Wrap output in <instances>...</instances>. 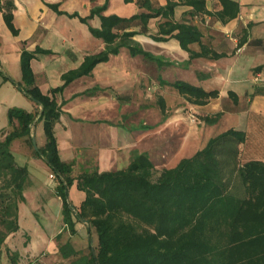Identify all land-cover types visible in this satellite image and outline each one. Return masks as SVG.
Returning a JSON list of instances; mask_svg holds the SVG:
<instances>
[{
    "label": "trees",
    "instance_id": "1",
    "mask_svg": "<svg viewBox=\"0 0 264 264\" xmlns=\"http://www.w3.org/2000/svg\"><path fill=\"white\" fill-rule=\"evenodd\" d=\"M128 1H134L142 10L122 16L102 14L106 4L91 9L87 16L98 15L101 24L90 26V30L102 38L103 48L98 53H87L77 67L64 71L61 74L64 82L60 86L43 92L30 65V59L39 49L21 48V81L18 84L39 108L28 111L8 107L9 124L0 130V250L8 236L21 229L18 205L25 200L23 191L30 183L29 170L26 165L16 163L10 145L22 138L55 173L53 193L61 199L66 236L63 238L59 231L54 241L64 264H264V161L240 162L239 144L246 139L244 130L226 129L209 138L204 148L193 155L181 157L174 166L160 170L148 152L137 149H133L125 167L102 171L93 167L82 170L77 176L72 174L74 163L60 157L55 124L63 111L64 100L59 103L57 94L67 84L88 75L97 63L120 52L122 47L131 55L164 62L161 55L142 47L134 39L136 34H148L157 42L176 39L182 49L189 51L188 61L201 55L211 59L224 56L225 53L202 42L203 32L195 23L186 17L174 18L175 8L188 4L191 7L184 15L193 17L206 13L222 22L236 17L239 12V3L234 0H219L222 7L214 12L206 8V0H166L164 4L153 0H124ZM46 4L56 12H63L57 8L58 2ZM13 8L12 0H0L4 22L15 35L18 27L13 22ZM79 18L86 20V17ZM152 18L157 20L154 31L149 27ZM192 42L200 45L198 51L189 46ZM160 81L175 87L197 104L205 103L218 93L217 89L206 90L182 79ZM89 92V89L84 91L85 94ZM259 92L264 93V88L250 96ZM158 104L164 113L162 96ZM219 114L205 119L214 123ZM39 119L43 122L45 142L37 144L38 149H35L31 135ZM74 181L84 192L77 207L71 204L67 192ZM86 220L89 242L79 247L75 238H79V223ZM93 231L97 240L90 244ZM5 251L9 264H18L20 252L8 246Z\"/></svg>",
    "mask_w": 264,
    "mask_h": 264
},
{
    "label": "crops",
    "instance_id": "2",
    "mask_svg": "<svg viewBox=\"0 0 264 264\" xmlns=\"http://www.w3.org/2000/svg\"><path fill=\"white\" fill-rule=\"evenodd\" d=\"M103 1L104 0H13V22L23 31L26 39L34 37L35 41L40 42V44L47 39L45 47L53 51V56H57L58 54L63 55V57L67 56V59L71 60L74 66H77L81 61V57L77 51L82 47H80L77 41L78 39L76 40L75 38H72L67 42V36L63 35V33H65L64 26L67 25V18H64L66 16L56 15L53 10L48 7L46 2H58L59 7L63 10L70 13L76 11L82 15H86L90 13L93 7L102 4ZM118 1V6H120L123 11H117L115 6L112 7L113 5L110 2L108 4L109 8L107 7L106 10L112 13L121 12L119 14L122 16H128L142 10L134 1ZM153 1L158 4H164L166 2V0ZM234 1L239 3V12L236 17L231 18L226 22H222L220 19L206 13H200V15H195L193 17H190L188 14L184 15L185 11L191 7L188 4H180L176 6L174 12V18L182 20L186 17V19L195 23L203 32L201 37L202 42L206 43L217 52L225 53L224 56L211 59L201 55L199 57L191 58L188 61L189 51L182 49L176 39L172 38L168 41H158L160 43L172 42L182 51L186 82H190L201 88L203 87L206 90H218L216 97L209 98L203 104L191 102L186 97L187 102L189 101V103L196 105L198 108V113L201 116L199 121L202 122V131L200 130V132H198L196 127L189 126V139L187 138L190 145V149L188 147L189 151L187 152L184 145L176 148L174 150L175 162L170 164L166 163V157L162 158L160 156L161 158L159 159V162L162 164V167L174 166L181 157L193 155L197 150L204 148L205 143L209 138L216 136L218 133L229 128L241 129L246 132L245 141L239 144L238 158H240L241 163L247 161V159L264 161V93L259 92L250 96V94L254 93L257 89L264 88V0ZM205 2L206 8L211 12L221 9L222 7L219 0H206ZM153 20L155 22H152ZM95 22L98 24L96 20ZM156 22L157 20L154 18L150 20V31L156 29ZM243 29L245 31H243ZM6 31L10 34L8 30ZM135 36L134 38L138 40ZM12 41H14L12 42L14 47L12 51L13 53L8 52L6 48L2 47L0 50V57L5 63L12 61L13 64H16L19 62L22 42H20L21 39L15 42L14 38ZM87 41L89 43L92 41L94 44L87 46V44L85 45V42ZM240 41L241 44H238ZM65 43L68 44L65 45ZM83 44L85 47L82 49L87 52V50H100L103 42L102 40H97L87 34L86 40ZM31 45H33V42ZM189 46L196 51L200 49V45L196 42L190 43ZM130 58L134 57L130 56ZM0 66L3 68L2 64H0ZM120 70L121 69L119 68L111 69L110 76H115L119 79V76L123 72ZM88 76L92 77V73ZM104 77L105 79L107 78L106 75ZM83 78L86 77L82 76L74 79V81L66 85L62 92L57 96L58 102L64 100L61 105L63 111L58 122L55 124L57 150L59 151L60 157L66 161L75 162L74 159L76 155L82 151L84 154L81 160L84 161V157L88 156L90 158L89 161L92 160L93 163L90 165L97 166L100 171L125 167L129 163L133 149H137L141 152H148L150 159L153 161L151 151L142 146L138 138L140 135L133 130L125 131L123 128H120L116 137V143H113V136L111 133L113 128L108 124V121H113V117L109 118L106 114L104 116L101 115V113L107 109L106 107L112 108L113 106L112 103H110L112 99H110V95L105 89V87L113 85L109 82H92L91 86H86L87 84L81 81ZM82 82L84 83V86ZM90 87H94L96 91L85 94L84 90H88ZM48 88L49 87L46 89L41 88V90L46 92ZM114 89H116L115 86ZM99 90H101L102 96L96 95ZM231 92H233V94ZM235 96L237 99L236 101H234ZM115 97L122 102L125 100L123 96L121 98L118 97V95ZM117 105L125 108L127 103L123 102V104ZM37 107L39 108L38 105H35V108ZM79 112L83 114H80L81 116H79ZM217 112L220 113L217 121L214 123H208L205 119L206 116H213L217 114ZM164 113L163 116H165ZM232 117H242V119H244V127H236L238 125L230 123L224 128H218V123L223 119L226 118L230 120ZM8 124L7 120V124L4 127H7ZM90 124L94 125V133L91 131L93 130L92 128L88 130L89 128L87 126ZM4 127L2 129H4ZM106 127L111 129L110 131L108 130V133L106 132ZM137 127L138 131L144 128V126H141V128L140 125ZM104 133L106 135L103 138ZM33 134L35 136L34 126L32 135ZM249 135L251 138V141L249 140L250 144L247 143ZM88 136L90 137L88 138ZM19 140L26 158H34L37 156L38 159L48 167L50 173L51 169L49 164H47L41 156L33 153L22 138H19ZM36 142L38 145L45 142L44 133L39 139L36 137ZM84 144L86 148L85 150H81V147L79 146ZM154 164L158 166L155 162ZM75 166H77V163ZM82 167L83 166L81 165L78 169H74L76 171L73 173V176H77V173ZM162 167L160 169H162ZM29 179L30 183L27 186L34 182L33 179H31L30 172ZM54 185H56V181L50 180L47 186L48 189L44 186L47 190L46 195L42 197V201L37 203L36 206L44 210L54 211V215L57 217L59 214L58 218L62 221L61 199L57 194L53 193ZM78 197L79 202L75 204L73 203V206H78L84 197V192L83 195H79ZM69 200L72 203L70 198ZM22 202L23 201L18 205V222H20L21 218ZM83 225H87V221L79 223V236ZM61 226H64L63 221ZM46 236V239L48 238V244L51 243V241L53 243V240L51 239L52 237L49 238L48 235Z\"/></svg>",
    "mask_w": 264,
    "mask_h": 264
},
{
    "label": "rangeland",
    "instance_id": "3",
    "mask_svg": "<svg viewBox=\"0 0 264 264\" xmlns=\"http://www.w3.org/2000/svg\"><path fill=\"white\" fill-rule=\"evenodd\" d=\"M109 2L112 3V7L115 6L117 11H123V9L118 6V0H104L102 4H106L109 8ZM107 7L101 11L102 14L108 15L116 13L120 15L119 13L121 12H108L106 10ZM57 8L63 12H56L53 8L51 9L56 15H65L66 17L64 18H67L66 24L68 26L65 24V33H63L64 36H67V42H69L72 38H75L76 40L78 39L77 41L80 47L83 48L85 47L83 43L86 40L87 34L97 40H102V38L100 39L99 37L93 35L90 30V26H100L101 20L98 15L89 17L87 15L90 13L82 15L79 12L74 15L72 13L76 11L70 13L63 10L59 7V3ZM79 16L86 17V20H80ZM2 19V10H0V50L4 47L8 52H12L14 48L12 44V42H14L12 41L13 38L15 42L21 39L20 42H22V47H25L29 51H34L36 48L39 49L35 52L36 55L30 59V65L34 72L36 83L42 89L55 87L56 85L60 86V84H63L64 79L61 77V74L64 71L73 69L71 67H77L87 53H98L104 45L103 43L100 50L96 51L87 50L86 52L84 49L80 48L77 52L81 57V61L77 66H74L72 64L73 62L67 59V56L63 57V55L59 54L57 56H53V51H48L49 49L47 50L45 47L47 39H44L45 41H43L42 44L35 41L34 37L26 39L23 31L19 29L16 23L15 25L18 27V32L13 35L7 24H5L4 19ZM95 20L98 24H96ZM152 22L155 21L153 20ZM6 30H8L10 34H8ZM135 37L138 39L137 41L142 47L151 51L153 54L161 55L164 62L158 63L145 57L143 58L140 55H131L129 54L127 48L122 47L120 52L110 54L107 60L97 63L91 72L88 73V75L92 73V77L83 75L86 78H83L81 81L85 82V84H87L86 86H91L92 82L112 83L111 85L113 86L105 87V89L110 95V99H112L110 103H112L113 106L112 108L106 107L107 109L105 108L106 110L104 109L105 111L101 113L103 116L106 114L109 118L113 117V121H108V124L111 125L113 129L111 130L109 127H106V132L108 133V130L112 131L113 143H116V137L120 128H123L125 131L133 130L135 133L139 134L140 136L138 138L142 146L151 151L152 159L158 165L157 170H160L162 164H160L159 159L161 157H166V163L170 164L175 162L174 150L176 148L184 145L187 152L189 151L190 145L187 141V138L189 139L188 127L193 126L196 127L198 132H200V130L202 131V122L199 121L201 116L198 113L196 105L189 103V101L187 102L186 97L182 95L178 89L172 87L170 84L160 81L161 79H166L168 81H173L175 79L185 80L184 60H182L183 53L179 47L175 46L172 42L160 43L153 41L150 36L145 34L136 35ZM32 42L33 45H31ZM66 44L68 43H65V45ZM86 44L87 46L93 45L94 42L91 41L89 43L87 41L85 42V45ZM130 56H133L134 58H130ZM3 61L4 60L0 57V64L3 66V68L0 66V129L7 124L8 107H21L28 111L36 109L35 100L25 94L18 84V82L21 81L20 58L19 62L16 64H13L12 61L8 63ZM117 68L121 69L120 71H123L119 76V79L115 76H110L111 69ZM105 75L107 76L106 79L104 77ZM83 82L82 84L84 86ZM114 86L116 89H114ZM89 91L90 93H93L96 89L94 87H90ZM96 95L102 96L101 90H99ZM117 95L123 96L126 100L123 101L124 103H127L125 108L117 105L123 104L120 99H116L115 96ZM160 96L163 97L165 103L166 108L164 115L166 117L163 116L160 105L158 104ZM80 114L83 113L79 112V116H81ZM35 122V136L39 139V137L43 135V122L40 119ZM230 123L238 125L236 127H244V119H242V117H232L230 120L226 118L223 119L220 123H218V128H224ZM137 124L140 125V127L144 126V128L141 127L143 130L141 129L138 131ZM87 127L89 128L88 130L92 128L93 130L91 131L93 133L95 132L94 125L90 124ZM105 135L106 134L104 133L103 138ZM89 137L90 136H88V138ZM249 140L251 141L250 135L247 142L250 144ZM79 147H81V150H85L86 148L85 144L80 145ZM10 149L13 151L16 163L18 165L22 164L28 167L31 179H33L34 182L27 186L23 191L25 200L21 204V229L16 234L10 237L8 236L7 243L0 250V264L10 263L5 251L6 246L12 249H17V251L20 252L21 258L18 264H28L29 260L32 261V264H64L63 260L56 252L54 241V238L59 231H62L60 234L64 235L63 238L66 236V233H64L63 227L61 226L62 221L58 218L59 214L56 217L54 215V211L44 210L36 206L37 203L42 201V197L46 195V188L48 189L47 186L51 180L48 175V167L43 164L37 156L34 158H26L19 139H15L11 143ZM83 154L84 153L80 151L74 159L75 162H73V170L78 169L81 165L83 166L78 173L84 169L91 170V168L97 167L90 165L93 163L92 160L89 161L90 158L88 156V158L84 157L85 160L82 161L81 159L83 158ZM76 163L77 166H75ZM75 171L76 170L72 171V174ZM67 192L68 198L72 200V205L79 202V195H83L82 190L77 188L76 181L68 186ZM92 234L93 240L90 241V244L97 240V234H95L94 231ZM46 235H48L49 238L52 237L51 239L53 240V243L51 241V243L48 244V238L46 239ZM87 236L86 225H83L79 238H75L77 246H87V242H89Z\"/></svg>",
    "mask_w": 264,
    "mask_h": 264
},
{
    "label": "water",
    "instance_id": "4",
    "mask_svg": "<svg viewBox=\"0 0 264 264\" xmlns=\"http://www.w3.org/2000/svg\"><path fill=\"white\" fill-rule=\"evenodd\" d=\"M31 136H32V145H33V148L38 149V145H37V142H36V137L34 136V134L31 135Z\"/></svg>",
    "mask_w": 264,
    "mask_h": 264
},
{
    "label": "built area",
    "instance_id": "5",
    "mask_svg": "<svg viewBox=\"0 0 264 264\" xmlns=\"http://www.w3.org/2000/svg\"><path fill=\"white\" fill-rule=\"evenodd\" d=\"M49 178H51V181H56L55 173L51 171V172L49 173Z\"/></svg>",
    "mask_w": 264,
    "mask_h": 264
}]
</instances>
